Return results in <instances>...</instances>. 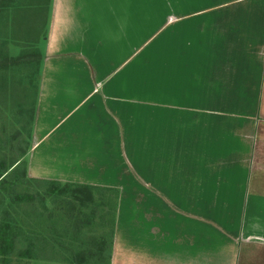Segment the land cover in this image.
<instances>
[{
	"label": "crops",
	"instance_id": "1",
	"mask_svg": "<svg viewBox=\"0 0 264 264\" xmlns=\"http://www.w3.org/2000/svg\"><path fill=\"white\" fill-rule=\"evenodd\" d=\"M116 1L48 0L27 176L115 189L116 264H264V0H163L142 45ZM157 1L132 0L137 21ZM81 112L100 137L88 181L57 158Z\"/></svg>",
	"mask_w": 264,
	"mask_h": 264
},
{
	"label": "rangeland",
	"instance_id": "2",
	"mask_svg": "<svg viewBox=\"0 0 264 264\" xmlns=\"http://www.w3.org/2000/svg\"><path fill=\"white\" fill-rule=\"evenodd\" d=\"M131 2L132 0H117L114 4L111 3L108 6L102 7L114 10L117 16L124 19H127L129 9H133L132 12L135 20L116 21V23L126 26L129 28V31H132L133 28L137 31V28H140L141 34L138 39H140L142 45L147 43L151 38L150 36L164 23L162 20L165 12L163 0L157 1L156 5H147L142 2L139 10L142 13H150L153 20L141 21H137L139 19V17H136L138 9L135 8L134 4L131 6ZM48 4V0H0V162L5 165L6 173L3 176L7 175L6 179L10 178L14 171L22 168L26 170L25 154L33 140L32 126L34 125L37 112L38 90L42 75L40 65L44 60V55L38 51L37 46L41 44L39 50H42V45L44 46L47 39L45 30L43 32L40 30L39 36H37L36 28L38 27V30L42 29L41 27H44V24L47 23V16L50 13V6L48 7ZM37 16L41 20L37 19ZM114 23V21H110L111 25ZM131 35L132 33L130 35L126 33L124 39L127 44L129 43L128 38ZM162 39L163 30L154 42L161 43ZM51 57L52 55L49 54L45 56V59L48 60ZM92 66L94 73L100 76L101 71L99 67L96 64ZM141 66L145 68L144 64ZM62 89L73 90L68 85L62 87ZM57 91L55 94L57 102L49 103L51 106L57 103V107H59V101H68L69 99V96L63 94V92L57 95ZM83 92L80 91L77 96L80 97L83 95ZM68 103L70 104L71 102ZM67 107L68 104L65 107L59 108L66 110ZM65 113L50 112L48 120H45V124H52L57 117L63 116ZM79 121L82 123L78 124L76 141H70V150H60L57 158L63 161L61 163L63 167L66 166L65 162H69L71 165L78 162V171L75 174L74 180H94V173L91 170L94 167L92 165L90 168L87 164L93 163V158L97 157L95 155L99 153L98 148L95 146L100 137L97 136L96 132H91V119L88 117L85 120L84 112H81ZM16 160L18 161L16 164L20 163V165L11 167ZM13 168L16 169L13 171ZM71 177L73 178L72 175ZM7 188L0 195V198H3V204H0V224L7 222L11 226H14V231L17 232L16 228H18V231L21 233L17 234L14 239V249L0 256V264H77L79 253H82L84 250L80 249L78 239H71L68 234L66 236H59L62 232H60L59 228L61 226L59 223L56 225L57 230L52 231L50 225L53 219L49 220L50 218L47 215L36 218L28 215L22 206L13 205L10 199L11 196L9 197V185ZM112 190L113 192L106 193L111 195H115L116 193L118 197L117 191L115 189ZM30 191L31 189L23 184H18L14 188L16 194ZM96 199H98L97 196ZM45 206L51 210L57 209V206L53 207L48 200L45 201ZM88 208L84 209V212L87 214ZM101 214H103V208L98 209V213L91 222L81 230L82 235L85 237L92 236L96 239L104 233L105 237L103 238L109 243L106 231L104 232L102 222L99 220ZM59 221L60 223H65V221ZM58 231L59 233H57ZM29 232L33 233V238L36 237V241H33V243L35 248L37 247L38 249L33 252L31 259L19 256V253L29 246L28 240L31 239L30 235H27ZM79 239H81V236H79ZM113 246L112 240L111 250L106 249L103 259H87L82 264H105L108 255V264H116L113 257Z\"/></svg>",
	"mask_w": 264,
	"mask_h": 264
},
{
	"label": "trees",
	"instance_id": "3",
	"mask_svg": "<svg viewBox=\"0 0 264 264\" xmlns=\"http://www.w3.org/2000/svg\"><path fill=\"white\" fill-rule=\"evenodd\" d=\"M18 161L13 162L12 166L20 165L16 164ZM16 168H13V171ZM0 195L1 192H5L9 185V197L13 202V205L23 207V209L36 218L43 215H47L53 222L50 225L52 231H56L57 223L60 224L59 236H66L67 234L71 239H78L80 249H84L82 253H79V259L77 264H82L87 259L96 260L97 258L103 259V254L106 249L111 250L113 233L116 221V208L118 203V197L115 195L107 194L106 192H113L112 188L97 187L76 183H61L57 181L34 179L27 177L26 170L24 168L14 171L11 177L6 179L5 165L0 162ZM18 184L27 185L31 189L30 192L16 194L14 188ZM118 194V193H117ZM96 196L98 199L95 200ZM50 201L53 207L57 206V209L51 210L45 206V201ZM0 204H3V198H0ZM90 206V208H88ZM88 208V214L84 212V209ZM103 208V214L99 216V220L102 222V228L109 239V243L106 242L105 234L99 238L92 236L82 235L83 228L87 226L94 216L98 213V209ZM65 223H60V221ZM6 221V220H5ZM14 226H11L7 222L0 224V256L11 252L14 249L15 237L21 232L13 230ZM59 233V231L57 232ZM31 239L28 241V248H25L19 253L22 258H32L33 252L37 247L33 241H36V237L33 238V233L27 234ZM81 236V239H79ZM89 245V246H88ZM83 246V247H82ZM105 262V260H104ZM109 262V255L106 257L105 264Z\"/></svg>",
	"mask_w": 264,
	"mask_h": 264
}]
</instances>
